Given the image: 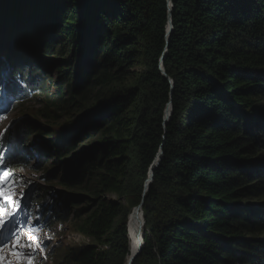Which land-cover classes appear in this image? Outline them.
<instances>
[{
  "label": "trees",
  "instance_id": "trees-1",
  "mask_svg": "<svg viewBox=\"0 0 264 264\" xmlns=\"http://www.w3.org/2000/svg\"><path fill=\"white\" fill-rule=\"evenodd\" d=\"M170 1L168 42L167 0H95L87 11L78 0L9 1L5 9L0 2V64L12 62L30 78L27 67L38 70L42 98L35 99L42 105L35 114L45 121L23 117L4 133L26 144L43 140L45 146L32 147L36 159L46 149L68 161L64 185L83 177L95 182L89 194L98 209L79 220L78 203H53L52 213L41 211L51 224L68 221L73 209V230L100 241L121 210L100 196L123 194L127 152H136L143 183L161 151L141 209L147 230L132 264H264V0ZM30 46L37 48L33 56ZM139 60L148 66L140 85L153 98L144 105L140 88L121 86ZM43 61H50L49 72ZM53 71L57 91L47 97ZM5 89L21 109L24 88L2 75L0 94ZM61 116L67 120L57 123ZM72 123L76 132H45ZM95 131L99 141L68 159L75 139ZM6 161L10 168L29 164L25 153ZM37 200L48 206L39 195L28 203ZM121 224L115 233L125 255ZM77 256L76 264H110L98 249L91 262Z\"/></svg>",
  "mask_w": 264,
  "mask_h": 264
},
{
  "label": "rangeland",
  "instance_id": "rangeland-1",
  "mask_svg": "<svg viewBox=\"0 0 264 264\" xmlns=\"http://www.w3.org/2000/svg\"><path fill=\"white\" fill-rule=\"evenodd\" d=\"M9 1L10 3H16V2L19 3L23 1L24 6L26 4H28L29 6V4L34 0H9ZM9 1L0 0L1 8H4V9L8 8L7 6H5V4H7L6 2H9ZM78 1H79L81 10L83 9L84 6H85L84 10L86 11L90 10L92 4L93 6L95 5V0H78ZM2 2L4 4H2ZM49 63L50 61H46V63L45 62L43 63L46 71L49 70V66H50ZM147 67L148 66L144 63L143 60H139L138 64L129 70L130 74H128V77L125 78L121 84V86L125 88H130V89L140 88L142 94H144L142 96L145 99H147L146 101H138L140 105H144L146 102L153 100L152 97H149L148 92H146L141 87L140 85L141 82L139 80L140 74L143 73L147 69ZM53 73L50 74V76L52 77L51 80H49L50 78H48L46 81V86L48 89V91L46 92L47 97H53L57 91L56 90L57 88L54 85V81L55 79L57 80V76L55 73L54 74ZM132 78H135V79H132ZM95 91L96 89L92 91V94L90 96L91 98L95 95ZM30 94H34V92H31ZM152 102H155V101H152ZM20 103H22L21 109L17 107H11L8 112L0 114V133H4V130L7 127L12 126L16 121H18L19 119L23 117H31V118L37 119L39 120L40 123L45 122L43 118L39 119L37 118L35 114L37 113L39 107H41L42 105L41 101H36L34 97L33 98L27 97L24 100H22ZM88 104L89 102H87L86 106ZM93 110L95 109H89L87 113L89 114ZM78 114L79 113L77 111L73 112L74 120H80L81 117ZM171 115H172V106L170 107L166 105L164 109V119L168 121L171 118ZM181 119H183V114L181 115ZM65 120L67 119L61 116L60 120H58L57 123H62V121L65 122ZM76 124L77 123L69 124L70 126H64V125L60 126V124L53 125L50 131L46 130L45 132L50 133L52 131L53 133H56L60 137L62 133L64 134L67 128H70L71 132H76L74 130V127ZM100 136H101V132L95 131L92 134H87L83 138L75 139L76 140L75 142L76 151L75 152L70 151L68 153V159L77 158L78 155H80L82 152H87L83 150H86V148H91L93 144H95L96 141H99L98 139ZM34 138H36L38 142H36V140H34L33 138L32 139L28 138L30 139V142H28V144H26L25 141L21 142L22 147H26L25 149L27 150V155H28L27 161L29 162L28 166H24L22 168H19L18 170L8 172L10 175H8L5 179V182L8 181L7 187L3 185L4 183L0 184V188H4L5 190H7L6 194H8V196H10L16 204L14 208L10 204L8 207H5L4 209L6 210V214H3L2 216H0V219L6 216L12 217V215H14V217L17 218V214L19 213L20 210H22L21 207L19 206V202H22L24 200V203L26 204L27 203L26 201L29 195H33V197L35 196L34 193L29 194V195L26 194L27 191L31 192L30 188L32 187V185L34 186L36 185L35 188L42 190V192L44 193L53 194L58 200L62 201L61 202L62 204L72 201L69 204L71 208L73 204L78 203L76 209L84 208L80 211V216H78L79 220L89 216L93 210L98 209L95 206V203L98 202V198L97 197L95 198L91 196V194H89L95 191V182L91 179H84L83 177L82 178L83 182L79 185L73 184V183H71L69 186L64 185L63 183L66 180H64L63 178L65 177L66 173H70V171H68L69 168H66V166L68 165V161H64V159L62 161H58L46 149H44L45 150L44 155L39 156L35 160V156H33L31 150L29 149V146H35V145L37 146L38 144H42L41 146H45L46 143L43 140L38 139L37 136H34ZM53 139H55V136H52L51 140ZM136 158H137L136 152L134 151V149H130L127 152L126 158H125L127 159V163H125L123 166V171L125 173V176L121 178L123 182V187H124L123 194L118 195L114 193H109V194H103V195L101 194L100 196L106 201L116 202L121 207L119 216L116 218L113 226L107 228L102 233L104 235L100 239V241L95 239L92 235H90L92 233L88 232V235H89L88 241L92 243L90 245H93V246H89V250L86 249V247H80L77 243L74 244L75 242H77L76 240L79 237V235L76 233L77 231L73 230L74 228L73 223L74 221H77V220L74 216L73 209H71L67 213L69 216L68 221L65 220L63 224L59 223L56 225L57 222L55 221L53 225H51L50 223L52 221L47 222L49 225L53 226V228L54 227L56 228V229L55 228L48 229L50 231L49 234L52 235V233L56 232L57 234H59V237L57 236L56 238H52L50 242L45 237L47 241L44 240L40 248L46 246L47 244H48V247L51 248L53 244H55L53 248L50 249V251L54 250V253L50 254L48 253L50 251H48L47 249H43L42 251L38 253L39 257L36 258L35 261H33V264H76L75 260L77 259L78 257L77 255H79L80 252L85 253L86 257H89L87 258L88 262H91V260L94 258V253H95L94 249L102 250V252L106 256L109 257L110 264H125L128 257L130 256V253L132 254L130 245H131L132 238H134V235H136V233L131 232L132 230L129 227L130 226L129 224L130 215L132 212H135V209L137 208V206H139L138 204H136L135 201L140 200L142 196V192L144 190L143 189L144 184H145V181L142 183L141 173L137 166L138 163L136 162L137 160ZM53 169H55L53 173H48V172H51V170ZM4 173H7V172L3 171L0 175ZM43 176L47 177L46 178L47 181H43ZM11 178L13 180L9 181ZM21 189H23L22 194H21ZM36 189L34 190L36 191ZM38 211L39 210L37 209V212ZM135 214L137 215L139 214L140 216L139 223H138V226H140V230L139 228H137L136 232H138V230L142 231V229L146 225L144 222L143 211L140 209ZM25 215H27V213L22 214V216H25ZM32 219L33 217L30 213V215L25 216L22 220L18 219L17 221L20 222L19 225L21 224V227H20L21 230L23 229L25 225H30L33 223V229L37 231L34 234V236L37 237V240L40 239L42 241L44 239L45 231H43V233H40L39 230H44V228L41 226L39 222H38V225H34V220ZM121 221L125 223L126 238L128 240L127 243L129 247V251L125 255L123 254L124 252L121 248L120 249L117 248V246H119L120 244V240L118 238L119 232L118 234L115 233L116 228L122 225ZM144 229L145 231L147 230V228H144ZM27 231L28 230L26 229V232ZM130 232L132 234V237H131ZM10 235H20L19 229L13 232L11 231ZM58 238L59 240H57ZM53 240H56V242L54 243ZM28 241L29 240H27V238L24 237L22 245L26 244ZM12 247L10 246L7 249L11 251ZM1 250L4 251L5 249L1 247ZM23 250L25 252L29 251L28 248H24ZM34 256H35V252H34L33 257ZM119 259H122V261L119 262ZM24 263H25V260H22L20 262V264H24Z\"/></svg>",
  "mask_w": 264,
  "mask_h": 264
},
{
  "label": "bare ground",
  "instance_id": "bare-ground-1",
  "mask_svg": "<svg viewBox=\"0 0 264 264\" xmlns=\"http://www.w3.org/2000/svg\"><path fill=\"white\" fill-rule=\"evenodd\" d=\"M11 64H12V62H7L5 64L4 63L0 64V78L2 77V75L14 74V75L20 77L22 80L26 81L29 84L25 88L26 89L25 90L26 92L31 93L33 91L34 94H35L39 90V88H37L38 81L36 80L37 79L36 72L38 70H36V69H34L32 67L29 68V66H28L27 68H28V71H29V73L31 75V78H30V77L26 76V74H25V72L23 70L18 69V68H15V67L11 68ZM31 71L33 72V74H31ZM22 72L24 73L23 75H22ZM35 81H36V84L33 85ZM26 96H24L19 102H21L22 100H24L25 98H27ZM15 98H16L15 96L9 95V94H4L2 97H0V114L8 112L10 110V108H11V107H6L5 104L2 101H15ZM34 98H36V96H34ZM12 132L13 131H11V133ZM9 135L8 134H5V133H0V161H6V159L11 154H16V153H18V154L19 153L20 154L25 153V155L27 157L28 155H27V150L25 149L26 147H22V143L20 145L16 144L14 148L11 147V146H8L6 144V142L9 140ZM18 141L20 142V140H18ZM32 147L33 146H29V149L31 150V152H32ZM32 154H33V156H35L33 152H32ZM35 160H36V158H35ZM24 166H26V164H23V165L21 164V166H19V167L10 168V167L6 166L5 163H0V174L3 171H5L7 173L8 172H12V171L18 170L19 168H22ZM12 180L13 179L11 178L9 181H12ZM7 184H8V181L7 182H4L3 185H5V187H7ZM6 192H7V190H5V195L8 196V194H6ZM34 197L31 198V195H29L28 196V199L26 201L27 202L26 204L24 203V200L22 202H19V206L21 207L22 210H20L19 213L17 214V218H15L14 215H12V217L6 216V217L0 219V239H2L4 241V243L0 244V247H3L5 249L4 251L0 250V257H3V264H8V261H10V260L12 261V264H20V262L22 260H25V263L24 264H33V261H35V259L39 257L38 253L40 251H42L43 249H47L48 251H50V249L53 248V246H54V244H53V246L50 248V247H48V244H47L46 246L40 248V246L43 244V241L44 240L40 241L42 243L40 244L39 247H37V245L32 244V248L35 249V256L34 257L32 256L31 259H29V258L26 257V258L22 259L19 262H17L16 258L10 254L11 251L7 249L11 245L15 244V239L17 237H20V236L24 235L27 238V240H29L30 235L26 232V229H24V228L22 230L20 229V225L21 224L19 225L20 222H18L17 220L18 219L22 220L25 216L30 215L29 210H28L29 209V206H32L35 203H30L29 204L28 202L30 200H32ZM0 203H2L3 208L9 206V203L8 202L0 201ZM51 204H53V203L50 201L47 204L48 207H50ZM35 206L39 210L37 212L38 215L41 217V219H40V222L41 223L40 222L39 223L44 228V230H39V232L40 233H43V231H45L44 238L46 237V239L50 242L52 238H56L58 235H56L55 233H52V235L49 234L50 231L48 229H50V228L48 227L47 224H45V219H44V217L41 214V210L39 209V206L37 204H35ZM138 210L139 209H138V206H137V208L135 209V212H132L131 215H130V223H129L130 224L129 227L132 230L131 232L132 233H136V234L141 233V231H139L140 230V226H138L140 216H139V214L138 215L135 214ZM25 213H27V215L22 216V214H25ZM4 214H6V210H5V213ZM32 215L34 216L33 213H32ZM46 217L49 220H51L49 216L46 215ZM32 225H33V223H32ZM34 225H38V221L34 220ZM51 228L53 229V226ZM137 228H139L138 232H136V229ZM18 229H19L20 235H10V232L11 231L13 232V231L18 230ZM131 232H130V234H131ZM76 233L79 235V237L76 240L77 242H75L74 244L77 243L80 247H86V249L89 250V246H93V245H90L92 243H90V241H88L89 240L88 239V237H89L88 232H86V231H84V232H78L77 231ZM131 237H132V234H131ZM142 237L143 236L141 234L140 235V239H142ZM84 239H85V241H84ZM135 241L137 242V239H134V243H136ZM55 242H56V240L54 241V243ZM134 243H131V252H133V251L135 252L136 247L139 244L138 243V244L135 245ZM94 245H96V244H94ZM98 250H100V249H98ZM48 253L53 254L54 253V250H52V251H50ZM80 253H83V252H80ZM130 258H131V253H130V256L128 257L127 261L125 262V264H128Z\"/></svg>",
  "mask_w": 264,
  "mask_h": 264
},
{
  "label": "snow or ice",
  "instance_id": "snow-or-ice-1",
  "mask_svg": "<svg viewBox=\"0 0 264 264\" xmlns=\"http://www.w3.org/2000/svg\"><path fill=\"white\" fill-rule=\"evenodd\" d=\"M0 163H10V161H0ZM10 175L9 173H4L0 175V184H3L5 182L6 177ZM23 192V189H21V194ZM0 201L8 202L13 208L16 206L15 202L12 201L10 196L5 195V189L0 188ZM5 213V209L3 208L2 203H0V216H2ZM33 232L36 231L35 229L32 230ZM32 241H37V247L40 246L42 242L37 240V237L30 236L29 241L26 244L21 245L19 241V237H17L16 243L13 245L11 250V255L14 256L17 260V262L21 261L24 258H29L34 255L35 249L32 248ZM4 243L2 239H0V244ZM28 248L29 251L25 252L23 249ZM0 264H3V257H0ZM8 264H12V261H8Z\"/></svg>",
  "mask_w": 264,
  "mask_h": 264
},
{
  "label": "water",
  "instance_id": "water-1",
  "mask_svg": "<svg viewBox=\"0 0 264 264\" xmlns=\"http://www.w3.org/2000/svg\"><path fill=\"white\" fill-rule=\"evenodd\" d=\"M167 4H168V24H167V30H166V36H165V40H166V42H168L169 30H170V27H171V20H170V14H171V11H170V10H171V1H170V0H167ZM36 50H37L36 46H30V47L26 50V52L29 53V56H33V55L36 54ZM160 63H162V60H161ZM160 68H161V67H160ZM161 71H162L163 75H165V74H164V71H163L162 68H161ZM167 105L171 107L170 103L167 104ZM161 154H162V152L159 151V152H158V155L156 156V158H155V160H154V162L152 163V166H151V168H150V171L148 172V176H147V178L145 179V184H144V188H143L144 190H143V192H142L141 201H140V204H139V206H138V209H139V210L142 209V206H143V200H144V195H145L146 191L148 190V187H149V185H150V183H151V181H152L153 171H154V169L156 168L158 162L160 161ZM138 250H139V246H138V248H136L135 252H134V251L132 252V254H131V258H130L128 264H132L134 258L136 257V255H137V253H138Z\"/></svg>",
  "mask_w": 264,
  "mask_h": 264
},
{
  "label": "built area",
  "instance_id": "built-area-1",
  "mask_svg": "<svg viewBox=\"0 0 264 264\" xmlns=\"http://www.w3.org/2000/svg\"><path fill=\"white\" fill-rule=\"evenodd\" d=\"M142 233H144L143 231H141V233H139V234H136L135 236H134V238H133V241H134V239H137V242H136V244H138V243H140L141 241V239H140V235L142 234ZM140 239V240H139ZM139 245V244H138ZM138 245H137V247H138Z\"/></svg>",
  "mask_w": 264,
  "mask_h": 264
},
{
  "label": "clouds",
  "instance_id": "clouds-1",
  "mask_svg": "<svg viewBox=\"0 0 264 264\" xmlns=\"http://www.w3.org/2000/svg\"><path fill=\"white\" fill-rule=\"evenodd\" d=\"M144 228H146V226ZM131 243H134L133 239H132ZM134 244L136 245V243H134ZM130 248H131V245H130ZM136 248H138V247H136Z\"/></svg>",
  "mask_w": 264,
  "mask_h": 264
}]
</instances>
